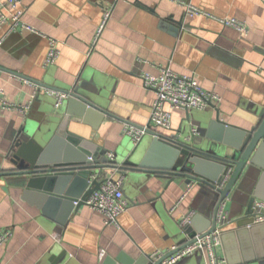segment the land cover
Listing matches in <instances>:
<instances>
[{
	"label": "crops",
	"instance_id": "obj_1",
	"mask_svg": "<svg viewBox=\"0 0 264 264\" xmlns=\"http://www.w3.org/2000/svg\"><path fill=\"white\" fill-rule=\"evenodd\" d=\"M190 3L209 15L188 16ZM20 7L23 22L33 30L9 32L8 26L0 30V66L64 89L83 83L100 94L111 115L81 113L75 105L68 124L94 155L105 150L124 157L134 147L124 133L125 125L148 124L156 99L142 75L158 74L162 68L194 76L204 89L221 96L204 111L190 110L193 123L214 116L216 110L223 120L243 128L258 121L256 110L264 106V0H23ZM108 9L111 16L90 51ZM223 18L242 21L247 32L223 24ZM178 21L185 26L179 28ZM51 40L57 41L60 55L46 66ZM35 86L0 70V167L14 144L15 130L26 121L38 128L50 127L70 108L64 102L57 107L55 95L45 87L33 98ZM4 101L31 102V108L24 114L5 108ZM187 113L176 108L172 129H154L174 134L184 125L189 128ZM125 175L130 207L116 226L107 225L105 216L86 204L61 224L62 205L54 217L45 216L40 192L28 189L24 176L0 173V230L13 233L0 245V262L119 264L143 255L152 259L155 252L164 256L182 237L178 234L182 217L191 210L208 214L211 209L198 185L184 195L188 184L183 180L167 185L165 179ZM245 199L241 193L227 199L229 218L245 211ZM235 228L231 223L224 230ZM228 247L235 264H264V227L234 234L227 245L222 241L219 253L226 262ZM101 249L106 251L103 259ZM176 264L207 263L203 253L195 252Z\"/></svg>",
	"mask_w": 264,
	"mask_h": 264
},
{
	"label": "water",
	"instance_id": "obj_2",
	"mask_svg": "<svg viewBox=\"0 0 264 264\" xmlns=\"http://www.w3.org/2000/svg\"><path fill=\"white\" fill-rule=\"evenodd\" d=\"M177 24L179 28L185 26L182 21ZM0 70L9 71L40 87L68 94L63 102L70 108H66L65 113L59 112L62 116L55 124L38 128L26 121L15 130L14 144L0 167L1 174L24 176L26 187L40 192L45 216L54 217L62 205L63 215L59 222L65 225L72 213L85 205L88 197L100 188L102 180L94 176L117 169L120 174L165 179L167 185L180 180L187 184L196 182L199 193L211 203V209L208 214L196 213L188 225L180 226L178 234L182 237L176 244L178 249L191 243L196 234L212 233L218 226L222 229L224 245L234 234L242 236L264 227V222H256L264 211L253 208L257 199H264V106L256 110L258 121L250 128L223 120L218 110L214 116L205 115L193 123L192 111L188 110L186 121L189 128L182 126L177 130L178 134L151 131L126 156L114 154V158H108L105 150L94 155L84 147L85 139L68 128L73 113L71 107L75 105L81 113L98 111L101 115H111L103 106L100 94L88 90L83 83L64 89L2 66ZM100 155L102 157L98 158ZM229 170L230 177L220 187ZM240 193L247 200L245 211L232 219L228 215L219 223L220 205L231 195ZM231 223L236 228L224 230ZM229 251L228 247L227 264H235ZM174 252L155 260L145 255L128 258L119 264H160Z\"/></svg>",
	"mask_w": 264,
	"mask_h": 264
},
{
	"label": "built area",
	"instance_id": "obj_3",
	"mask_svg": "<svg viewBox=\"0 0 264 264\" xmlns=\"http://www.w3.org/2000/svg\"><path fill=\"white\" fill-rule=\"evenodd\" d=\"M23 0H4L0 1V30L4 26H8L9 32L18 31L20 29L33 30L25 22H23V9L20 7ZM9 8L10 12H5V8ZM188 16L207 14L204 10L194 4H188L186 7ZM209 15V14H207ZM111 16V9L104 12L102 22L95 36L93 44L90 48L92 51ZM220 21L227 25L236 28L239 32H247L245 24L236 18H223ZM60 50L56 40L50 41V48L46 57L45 65L56 63L59 58ZM143 84L147 88H151L156 92V99L153 104L151 115L148 124L144 126H136L134 124H126L124 133L132 138L135 144H138L151 131L160 132L154 128L169 130L173 127V110L176 108L184 110H200L208 109L214 102L221 100V96L216 92H211L204 89L199 81L191 75L179 74L171 68H162L158 74L145 72L142 75ZM40 88L35 86L33 98L36 96V91ZM49 93L55 95L56 106L59 107L62 102L68 97L67 93L57 92L47 89ZM4 107L20 111L24 114L31 108V102L22 105H16L4 101ZM108 158H114L113 152H107ZM125 174H119L117 169H111L107 173L96 174L94 177L102 180L100 188L95 190L85 201L86 205L101 212L105 216L107 225H119V216L126 212L130 207V201L124 193ZM230 177V170L224 175L220 187L226 183ZM196 185V182H191L184 195H187ZM77 203V202H76ZM254 210L264 211V199H257L254 202ZM196 214L195 210L189 211L180 220V226H186ZM228 216L226 209V201H224L217 214L219 223H222ZM256 222H264V214L257 217ZM222 229L218 226L212 233L196 234L193 241L185 247L178 249V245H174L171 251L173 254L165 258L160 264H176L182 258L201 252L205 256L207 264H227L225 258L219 253L221 245ZM13 233L11 229L0 230V245L7 243ZM105 249L99 252L100 258L105 257ZM163 256V253L155 252L152 254V259H158ZM0 264H2L0 262Z\"/></svg>",
	"mask_w": 264,
	"mask_h": 264
},
{
	"label": "rangeland",
	"instance_id": "obj_4",
	"mask_svg": "<svg viewBox=\"0 0 264 264\" xmlns=\"http://www.w3.org/2000/svg\"><path fill=\"white\" fill-rule=\"evenodd\" d=\"M194 111H196V110H194Z\"/></svg>",
	"mask_w": 264,
	"mask_h": 264
}]
</instances>
